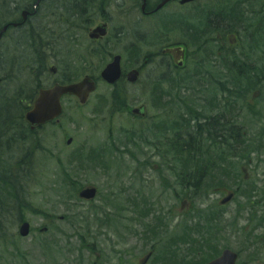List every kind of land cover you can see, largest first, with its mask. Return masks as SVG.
Masks as SVG:
<instances>
[{"label": "rangeland", "instance_id": "1", "mask_svg": "<svg viewBox=\"0 0 264 264\" xmlns=\"http://www.w3.org/2000/svg\"><path fill=\"white\" fill-rule=\"evenodd\" d=\"M75 1L77 0H60V2L57 0H45L44 5L41 7L40 18L44 21L47 16L49 18L54 17L53 14L58 13V8L63 2L68 4ZM20 4L26 3L21 2ZM210 5H213V3H209V6ZM18 16L19 12L16 15V19ZM179 18H182V16H179ZM7 21L9 20L5 16L0 15V27ZM39 21V19L31 21V27L24 30L26 36H28L29 32L32 34L38 33H34L32 28L35 27ZM134 22L136 21H131V23ZM150 22L143 23L144 26L150 27V30H147L149 34L147 38L144 39L145 44H142V41L136 44L135 47L138 48V53L140 55L155 51V47L152 43L156 29L153 30V21ZM225 27H229V25L224 24V28ZM57 30L56 27L47 25L41 32L45 35L51 31L55 32ZM224 32L227 34L226 30H224ZM257 32H264V25H260ZM175 33V41L181 42L182 38L180 34H178L179 32ZM13 34L14 31H9L5 39L9 40V38L13 37ZM233 35L238 36V33L233 31ZM36 40H38L37 37L34 38V42H36ZM125 41L127 42L126 38ZM21 47L25 50L27 54L26 57L19 55L17 52L10 54L8 50L5 51L3 48V52L0 51V78L4 80L0 84V111H2L1 109L4 106L2 113L0 112V167L2 163L8 164L22 157L25 147L34 148L35 146H39L44 149L45 152L40 149H35L37 152L34 154V160L37 164L42 166L40 173L43 176L36 182L30 184V186H26V197L31 207L37 209L39 213H48L51 215L50 218L54 219V221L51 225L52 229L45 234L40 235L35 232L24 240L15 238L17 227L9 228L8 231L14 233V239L9 241V245L13 248L9 245V247L6 248V252H4L5 254L3 255L4 264L8 263L9 260L11 262L10 264H52L50 259L42 253L41 248L44 242L53 240L57 241V245H53L51 252L53 258H55L56 264H80L77 261L78 258L83 261L81 264H90V262L94 261L95 253H105L103 250L108 249V245H111L110 249L112 250V246H115L117 243V237L132 236L124 230L122 226H128L130 230H134L142 236L143 224L152 222L154 216L159 215L161 218L166 219L165 221L168 225V229H173L174 227L176 228L184 213H190L196 208H212L220 213V220L217 223L224 228L221 234L223 236H231V234L228 233L230 229L226 227V225L237 217L240 218L238 221V228H245L249 235H253L249 228L251 223L250 225L247 224L250 208L244 206L245 199L241 194L238 193L234 200L225 208L219 207L218 202L222 198L220 192L224 190L235 191L234 189H236L238 185L241 191H247L251 185H254L253 183L258 184V186H264V162L259 163L254 160L253 163L248 164V166L245 162H242V165L239 167L240 174L238 179L243 180L241 170L246 168L251 180L250 184L245 185L244 183H237L236 186L230 182L227 184L226 188L215 187L211 188L206 194H202L200 197L192 196L191 200L188 199L191 202V208L188 211L180 209L181 203L185 199L184 197L173 199L172 192L167 191L164 194L162 193V189L159 185L160 173L157 169L163 172V177L167 178L171 185H173L171 183L173 181V175L167 171V168L165 169L161 165L157 166L159 160L157 158L152 159V150L147 147H145L144 150L145 155L133 153L135 155L134 157L140 162L145 160L149 161L151 166H155L156 170L151 167L145 169L142 165L138 166L137 162L128 154L113 155L111 158L106 157V161H112V163H114L109 166L110 169L105 165L107 163L102 164L96 161V163L89 162L88 168L78 171L75 170L79 160H74L78 158V155L84 149L95 150L110 140L123 141L124 137L122 131L129 130L131 127L136 128L146 124V127L150 125V130H153L155 126L157 128L165 127L162 126V124L166 120L171 121L168 115L171 111L174 113L176 111L175 108L171 107L169 104L165 107H160V102L156 100L155 107H152L151 100L146 97L148 80L154 77L156 73L153 64L144 69L140 85L134 88H126L128 111L117 112V109H120L118 108L119 101L116 102L117 108H113V104L109 101L112 89L100 82L98 84V89L89 100V103L84 107H79L76 105L75 100H65L63 103L64 115L62 119H60L56 125L47 126L34 136L27 132L28 130L25 128L23 122L19 120V116L26 112V107L34 98L37 90L45 86L43 78H45L47 74V64L44 62V56L39 50L36 51V56L40 61L35 63V59L32 55V51H35V47L29 43L28 39H23ZM55 65L58 67V72H61L63 79L73 81L79 80L85 74L90 73H93V76L97 77L99 80V72L102 70V67L99 65L92 67V69H84V71L80 68H66L63 63ZM9 73L12 74V77H4ZM248 87L249 85L246 83V88ZM259 87L258 89L261 93L257 96L258 100L254 102L251 98L252 93H254L252 91L254 90L250 88L248 91L251 92L246 95V101L244 103L239 102L237 107L239 111L233 113L235 116L232 118L231 124L240 127L242 133L249 137L254 132L258 131V129L264 127V85L259 84ZM141 105L146 106L145 119L136 118L130 114L133 108L140 107ZM247 107L251 108L252 114L246 111ZM208 109V104L203 107L204 112ZM68 137L73 139V142L69 146L65 143ZM20 138H23V141L26 140L27 143L22 147H17L15 145ZM85 152L84 150L82 153ZM73 157L74 159H72ZM71 160L73 165H69V161ZM57 162H61V164ZM136 169L141 170L142 176L140 180ZM63 170H66L69 176L74 178L77 187L80 188L81 186L93 185L98 189L99 196L94 202L96 206L103 205L104 195L107 196L108 193L113 194L111 199L115 205L118 204L120 207L126 205V210L122 213L123 219L113 222V224L119 223L118 226H113L112 224V226L95 224L92 220L91 212H88L90 209L89 204L78 202L73 192H71V188V197L65 194L68 192L65 186H63V193L59 198L53 196V191L60 188L64 182ZM5 172L6 171L0 168V174ZM47 178H50L49 183L47 187L44 188ZM17 181L18 179H16L15 182L17 183ZM179 194L181 193L179 192ZM258 194L261 193L258 192ZM140 195H143L148 202L153 205V211L149 214L146 213V218L144 219L137 214V210H135L133 206H129L128 202L126 204L127 198L132 197L137 199ZM69 198H71L72 201L69 203V207L72 208V210L67 213L65 207L62 205V201L63 199ZM58 200L60 202L56 204ZM253 200H259V196L255 197ZM262 203L263 202H261V204ZM183 208L186 209V206ZM104 211L109 214H114L115 212L112 208L107 207ZM79 214H81V216L90 215L89 220L87 219L89 221L88 228H83V224L79 221ZM115 214L116 216L118 215L117 212H115ZM256 215L257 217L263 215L261 208H256ZM62 216H68V220L77 217L79 222L72 226L65 221L57 220L58 217ZM138 218H140V220ZM26 220L33 229L42 228V226H46L49 221L37 214L32 215L30 213L26 214ZM195 223H201L200 225L204 226L202 224L205 222L198 218L188 221V225L190 226ZM261 233L262 229L255 231L254 235H259ZM154 234L156 233L154 232ZM195 235L194 238L200 241L202 235L200 236L196 232ZM238 235H243V233ZM129 246H136L135 241H131ZM7 254H16L18 258L25 256V261L19 260L18 262L13 256L10 258L7 257Z\"/></svg>", "mask_w": 264, "mask_h": 264}, {"label": "flooded vegetation", "instance_id": "2", "mask_svg": "<svg viewBox=\"0 0 264 264\" xmlns=\"http://www.w3.org/2000/svg\"><path fill=\"white\" fill-rule=\"evenodd\" d=\"M57 1L60 2V0ZM165 1L77 0L68 4L63 2L58 8V13L53 14L54 17H46V13V19L41 21L40 28L44 30L47 25H50L58 30L45 34L47 44L45 57L49 59V65L43 83L51 86L62 81L60 72L49 74V68L56 66L55 64L65 63L67 68H80L82 71L92 69L96 65L103 69L114 57L119 56L123 79L112 86L113 89L124 86V76L128 71L138 69L140 72L144 66L151 64L155 66V74L159 75V79L165 81L161 87L166 88L167 79L176 72L177 67L174 65L172 55L164 51L182 46L183 48L185 46L183 60L187 66L185 78L189 82L198 80L192 75L194 66L190 57H187L189 45L195 41L190 34L194 29L197 31L198 27L202 28L203 44L206 46L209 44L210 62L212 64H214L213 60L217 62L210 67L216 75L221 76L220 63L223 60V52L227 47H239L233 44V41L237 42L236 39L230 40L227 38L228 35L226 37L224 34V1L193 0L180 5L181 0H169L162 9L154 11ZM19 2L26 4H20L17 7L15 3ZM209 3L213 5L209 6ZM32 4L33 0H0V12H3L0 15L8 20H15L19 11L32 13ZM34 16L35 14L29 16L26 23ZM179 16H182L183 20ZM132 20L136 22L131 23ZM150 21H153V30L156 29L152 43L155 51L140 55L138 48L135 47L142 41V44H145L144 39L147 38L149 34L147 30H150V27L144 26L143 23ZM177 24L183 25V33L181 30L177 31ZM101 25L103 28L93 37L94 31ZM103 32H106L105 35H102ZM175 32H179L178 34L182 36L184 45L176 44ZM224 40L228 42V45L224 44ZM207 63L206 60L205 64ZM205 64L203 62L198 67L204 68V79L207 81L208 66ZM86 76L98 82V78L94 77L93 73L85 74L83 77ZM158 95L161 96L160 91ZM63 98L70 100L71 97ZM229 122L232 120L229 119ZM182 217L187 218L186 215ZM250 223L249 228L253 235H249L248 231V235H238L244 232L238 226H234L231 236L212 237L199 246L197 252L192 253L187 251L191 244L190 238L185 235L119 236L112 250L111 245H108V249H104L105 254L95 253L91 264H209L220 258L226 250L233 253L235 257L233 264H264V222ZM178 224V228L185 232L186 222L179 221ZM260 229L262 233L254 235V232ZM161 231L164 233V227H161ZM131 241H135L136 246H129Z\"/></svg>", "mask_w": 264, "mask_h": 264}, {"label": "trees", "instance_id": "3", "mask_svg": "<svg viewBox=\"0 0 264 264\" xmlns=\"http://www.w3.org/2000/svg\"><path fill=\"white\" fill-rule=\"evenodd\" d=\"M243 2H246V4L243 5L240 12H236L230 8L232 19L228 20L231 26L229 30L234 27L239 26L241 28L244 26L245 31L249 32L258 29L260 26H258V22L263 25L264 16L259 21L255 18L258 14V8L264 5V0H239L237 5ZM251 12L255 14L252 16ZM247 22L252 23V27ZM260 34L264 44V33ZM31 44H33V47L39 46V41L36 40L34 42L33 40ZM241 44L244 47L242 41ZM243 53L251 54L248 51H243ZM32 55L35 61H40L35 52H32ZM241 59L244 64H241L237 71H234L232 67L230 69L227 68L226 71L230 75L226 74L225 79L217 83L215 91L214 89L208 90L211 95L208 111L204 112L203 106L198 101L185 96H179L170 100L168 104L176 110L175 113L172 112L169 116L171 121L173 120L172 126L167 129L170 132L173 130L171 138L164 139L158 136L159 132L154 133V131L150 130V126L143 129L150 136L149 140L151 142L149 144H152V141L157 139L161 141L155 147L158 148L160 155L173 159L171 162V164L173 163L171 168L172 174L175 175L176 182L179 181L177 182L178 185L180 184L181 186H179L184 189L203 190L220 186L226 188L230 182L236 186L237 183L245 184V182L238 179L241 163L245 162L248 166V164L253 163V160L259 163L262 160L264 147L259 137L264 134V127L259 132H254L250 137H246L240 132V129L231 127L226 122L223 125L218 122L220 118H226L225 115H228L226 113L227 110L234 106L232 103L236 101L234 98H246V92L250 87L253 88L255 86L254 79L258 76L264 78V65H258L259 63L254 61L252 57L243 55ZM249 64L256 65L249 67L247 66ZM250 68H261V70L259 72H252ZM245 83H248V88H246ZM171 88L179 95L181 92L188 93L191 89H188L184 83H172ZM3 108L4 106L1 109L2 111ZM2 111L0 112L2 113ZM22 117V115L19 116L20 121H22ZM134 135L133 133L130 136V133L126 132L128 143L136 149H140V145L137 142L138 137ZM257 135L259 136L257 137ZM114 143L118 145L116 142ZM122 144L126 147L125 143ZM34 149H40V147L35 146ZM105 151L119 152L120 149L111 144L107 149L86 150L85 153L78 155L79 163L77 164V169L83 170L88 168L90 163L99 162L100 158L104 157ZM32 153L31 151L27 158H30ZM30 163H25L23 159L21 162L17 160L14 166L2 163L0 167L3 171H6L0 174V232H6L7 226L5 225L25 220L27 213L33 215L42 213L31 207L26 200V181H29V178L26 177L27 171L25 170V166ZM20 168L21 170L23 169L24 178L22 181L18 180L16 183L15 171L17 172ZM253 189L262 190V188L257 187H253ZM238 190H240L239 185L236 191L238 192ZM260 193V199L264 202V189ZM253 216L255 217L254 213ZM214 219L215 214L212 215L210 222ZM81 221L87 222V219L82 218ZM197 229L201 233L203 228ZM146 231H148V228ZM204 231L206 234H209L210 229L206 228Z\"/></svg>", "mask_w": 264, "mask_h": 264}, {"label": "water", "instance_id": "4", "mask_svg": "<svg viewBox=\"0 0 264 264\" xmlns=\"http://www.w3.org/2000/svg\"><path fill=\"white\" fill-rule=\"evenodd\" d=\"M39 1V0H38ZM166 2V1H165ZM164 2V3H165ZM188 2V0H182L181 4ZM164 3L158 5L156 10L161 9L164 6ZM26 19L25 13H23V21ZM6 30L3 28L1 34ZM0 34V37H1ZM103 79L109 83H115L120 77V67L118 59H115L111 64H109L102 72ZM127 79L130 82H134L137 79V73L131 72L127 75ZM94 89L93 84L88 81L84 80L82 83L73 86H56L51 90L48 91H40L39 96L34 102L33 109L29 113L26 114L25 119L31 126H41L52 121L61 113V106H60V98L64 94L76 95L80 98L81 103H84L87 97V94ZM134 113H139V111H134ZM71 140H68L70 143ZM96 190L92 187H88L83 189L79 193V197L86 200H91L95 197ZM232 195H228L225 199L221 201V204H225L230 201ZM28 224H22L20 228V235L26 236L28 234ZM230 253L225 252L223 255L224 261L230 258ZM214 262L212 264H216Z\"/></svg>", "mask_w": 264, "mask_h": 264}, {"label": "bare ground", "instance_id": "5", "mask_svg": "<svg viewBox=\"0 0 264 264\" xmlns=\"http://www.w3.org/2000/svg\"><path fill=\"white\" fill-rule=\"evenodd\" d=\"M190 37L193 38V39L195 40L194 42H196V43H200V42H202L203 39H204V36H203V33H202V28L198 27V30H197V31L194 29V30L191 32ZM43 40H44V39H43ZM32 43H33V42H32ZM21 44H23V41H21V42L15 44V45H14V49L17 50V51H19V52H25V50L22 49ZM30 44H31V42H30ZM31 45H33V44H31ZM138 132H139V134L142 135V136L145 134V130H143L142 128H139V129H138ZM26 143H27L26 140L23 141V138H20V139L16 142V145H15V146H17V147H22V146H24V144H26ZM33 149H34V148H32V147H31V148H27V147H25V148H24V151H23V154H22V157H20V158L18 159V161H20V162L23 160L22 158H24L25 163H26V162H31L29 165H26V166H25V170L27 171V175H26V177L29 178V181H26V186H30V184H32L33 182H36L37 180H39V179L43 176V175L40 173L39 164H37V162L34 160V154H35L37 151H36L35 149H34V150H33ZM31 151L33 152L32 155H31V157H30V158H27L28 154H29ZM16 162H17V160L14 161V162H10V163H8V164H9V165L11 164V165L14 166V165L16 164ZM5 168H6V167H5ZM15 175H16V179L22 181L23 178H24V172H23V169L21 170V168H20V169L17 170V172L15 171ZM235 226H238V224L235 225Z\"/></svg>", "mask_w": 264, "mask_h": 264}]
</instances>
